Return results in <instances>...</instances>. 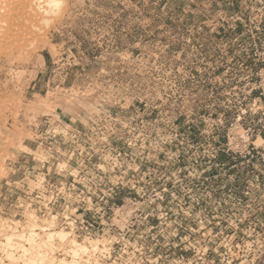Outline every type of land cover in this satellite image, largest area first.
<instances>
[{"label": "rangeland", "instance_id": "1", "mask_svg": "<svg viewBox=\"0 0 264 264\" xmlns=\"http://www.w3.org/2000/svg\"><path fill=\"white\" fill-rule=\"evenodd\" d=\"M16 1L0 13V242L69 232L27 187L78 171L98 190L67 200L111 221L113 202L141 209L130 229L118 211L69 233L82 264L120 234L187 264H264V0ZM61 243L49 253L71 262Z\"/></svg>", "mask_w": 264, "mask_h": 264}, {"label": "built area", "instance_id": "2", "mask_svg": "<svg viewBox=\"0 0 264 264\" xmlns=\"http://www.w3.org/2000/svg\"><path fill=\"white\" fill-rule=\"evenodd\" d=\"M84 147V146H83ZM74 154V151L73 153ZM51 173L47 172L44 175V180L41 181L42 186H34L33 189L27 187V190L30 195H32L29 205H33L32 200L37 198L36 210H39L42 213L50 212L55 213V216L60 217L61 225H64L65 228L69 229V233H79L78 236L84 235L85 237L91 236L92 233L100 231L101 224H116L113 222L117 219L116 213L121 211L120 219H117V224L123 227H134L140 224V220L137 218L139 214L141 215V209L139 202L135 199H130L129 203L124 202L123 204L113 202L109 207L110 211H113V221L110 220L111 217L106 219L101 218L98 213L99 211L95 209V204L93 197L89 195L87 198L78 199L75 202L67 200L71 198L72 192L77 191L83 194L86 190L89 194L96 192L97 187L90 186L88 187L87 177L82 172H70L69 178H66L63 174L57 179H53L50 175ZM60 174V173H58ZM105 175L98 174L91 176V179L99 180L105 182ZM89 179V178H88ZM89 179V180H91ZM37 181V180H36ZM37 184V182H36ZM100 184V183H99ZM119 183L117 186H110L107 189H99L101 191L109 190L115 192L116 189H119ZM135 189V187H133ZM48 190V192H46ZM136 190V189H135ZM60 202H64L62 209L57 210V207ZM128 206V208H125ZM148 214H146V218ZM130 229V228H129ZM111 245L105 249L95 251L93 257L99 258L100 260L97 263L92 262V259H85L89 264H104L105 261H111L117 264H187V260L184 255H180L176 258H171L168 253L166 254H155L141 251L140 245L137 241H132L127 234H120L117 237V240L112 242ZM89 254V253H88Z\"/></svg>", "mask_w": 264, "mask_h": 264}, {"label": "bare ground", "instance_id": "3", "mask_svg": "<svg viewBox=\"0 0 264 264\" xmlns=\"http://www.w3.org/2000/svg\"><path fill=\"white\" fill-rule=\"evenodd\" d=\"M16 1V0H15ZM19 1V0H18ZM25 1V0H24ZM27 1V0H26ZM25 1V2H26ZM29 1V0H28ZM35 1V0H33ZM39 1V0H38ZM41 1V0H40ZM9 4L12 2H10V0L8 1ZM7 2V3H8ZM17 2V1H16ZM22 2V1H20ZM31 2V0L29 1ZM5 0H0V13L1 10H5V4H7ZM14 3V2H13ZM18 3V2H17ZM34 3V2H33ZM59 3V2H58ZM37 4V2H36ZM8 5V4H7ZM13 5V4H12ZM11 6V5H10ZM28 5H24L23 7H25ZM23 7L21 8V10L23 9ZM33 7V6H32ZM7 8V7H6ZM31 8V7H30ZM35 9V8H34ZM10 10V9H9ZM5 11V13L7 12H11V11ZM28 10V8L26 9ZM36 10V9H35ZM13 11V10H12ZM18 11V9H17ZM25 12V11H24ZM13 12H11L12 14ZM15 13V12H14ZM13 13V14H14ZM26 13V12H25ZM28 13V12H27ZM8 14V13H7ZM23 14V13H21ZM30 14V13H29ZM6 15V14H5ZM20 15V14H19ZM26 15V14H25ZM23 16V15H22ZM5 17V16H4ZM13 17V16H12ZM16 17V16H15ZM20 17V16H19ZM10 18V17H9ZM27 19L29 17H26ZM23 19V18H22ZM26 19V20H27ZM37 19V18H36ZM4 20V19H3ZM19 20V19H18ZM29 20V19H28ZM2 21V19L0 20ZM14 22V21H13ZM32 22V21H31ZM1 23V22H0ZM4 23V22H3ZM12 23V22H11ZM15 24V23H14ZM2 27V24H0ZM29 25V24H28ZM0 26V27H1ZM14 26V25H13ZM1 27V28H2ZM11 27V26H9ZM28 28V27H27ZM8 29V28H7ZM11 29V28H10ZM19 29V28H18ZM2 29H0L1 31ZM6 30V29H5ZM25 30V29H24ZM3 31V30H2ZM8 31V30H6ZM11 30H9L10 32ZM15 31V30H14ZM20 33V32H19ZM14 34V33H13ZM6 35V34H5ZM19 35V34H18ZM5 37V36H4ZM7 37V36H6ZM1 38L2 35H1ZM0 38V39H1ZM14 38V37H12ZM17 38V37H16ZM4 39V38H3ZM13 40V39H12ZM20 40V39H18ZM3 44V41H1ZM6 45V44H5ZM7 55V54H6ZM8 58V57H7ZM32 216V215H31ZM32 221V220H31ZM35 222V221H34ZM31 223V222H30ZM50 225V223H49ZM42 226V225H41ZM39 226L37 223L28 225L27 227H29V231L27 233H20V234H11L10 236H5L6 238V242L5 243H1L0 245L3 246L5 248V250L10 251L9 253V258L12 259V263L16 264L17 262H21L22 264H72V262H77L81 260L83 255L88 254L89 252V248L84 245L83 243L77 241L76 239H72L70 240V242L68 243V247H66V241L67 238L69 236V232H65V231H49L46 233L45 237L39 238L37 237L39 234L37 233V230L41 229L43 231H47L48 228H46L45 226L41 227ZM51 226V225H50ZM49 226V227H50ZM14 228V227H13ZM50 229V228H49ZM48 229V230H49ZM1 231V230H0ZM2 235V234H0ZM8 235V234H7ZM37 238H39L40 241L37 240ZM60 239V241H62L61 243V247L63 249H65V253H66V248H67V252L70 254V256L72 257V261H67L65 258H61L60 260H58L57 258H54L53 255H51L52 253L49 251L53 250L54 243L55 240ZM94 246V249L97 248V244L92 245ZM1 249V248H0ZM54 253V251H53ZM8 256V255H7ZM1 257V256H0ZM78 263V262H77ZM79 263V264H80ZM82 264V263H81Z\"/></svg>", "mask_w": 264, "mask_h": 264}]
</instances>
